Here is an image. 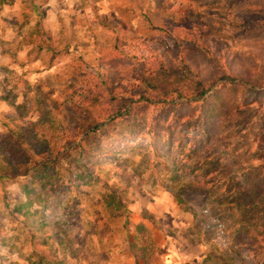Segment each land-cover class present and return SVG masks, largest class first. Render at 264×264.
<instances>
[{
  "label": "rangeland",
  "instance_id": "rangeland-1",
  "mask_svg": "<svg viewBox=\"0 0 264 264\" xmlns=\"http://www.w3.org/2000/svg\"><path fill=\"white\" fill-rule=\"evenodd\" d=\"M162 1L172 0H21L22 19L0 36V152L14 172L0 173V264H40V254L44 264H126L134 237L153 258L174 251L191 255L186 264H264V81L218 80L197 100L165 102L136 101L144 91L133 85L135 96L115 94L131 100L114 105L126 110L92 138L71 151L54 141L77 129L72 102L87 72L141 42L171 43L144 19L149 10L165 18ZM203 1L211 20L224 0ZM225 1L222 12L238 25L217 39L201 26L198 34L263 74L264 0ZM191 41L183 49L198 54ZM31 121L46 136L59 132L45 152L32 148L40 134L27 137ZM196 176L213 185L187 187ZM104 194L121 203L107 205Z\"/></svg>",
  "mask_w": 264,
  "mask_h": 264
},
{
  "label": "trees",
  "instance_id": "trees-1",
  "mask_svg": "<svg viewBox=\"0 0 264 264\" xmlns=\"http://www.w3.org/2000/svg\"><path fill=\"white\" fill-rule=\"evenodd\" d=\"M0 2L10 3L11 0H0ZM224 3L227 4L225 0L223 2L218 1L215 4L218 7L213 10L216 13V18L214 17L211 20H208V14L205 15L204 11L199 10L200 7L207 5L203 0L162 1L158 6V10L165 18H156L154 11L149 10L145 14V21L152 24L151 28L166 34L171 39V43L168 44L165 37L160 40L162 48L159 49L141 42V46L138 45L136 49L129 48L126 53L119 50L118 54L115 55L119 60L114 61L112 65L99 68L96 73L87 72V75L84 73V78L78 79V85L82 92L79 91L77 93L78 100L72 102V107L80 114L77 129L74 133L60 134L54 141L61 143L64 140L66 145L74 144L69 150L71 151L83 144L84 141L92 138L93 134L97 133V128L107 118L126 110V106L123 109L116 110L114 105L118 100H121L122 103L125 101V105L131 100L126 101L121 97L116 98L115 94L135 96L132 90L133 85L136 88L141 87L144 91V94L137 97L136 101L143 99L146 102H152V100L154 102L159 100L162 102L172 101L179 97L195 98L193 100H197L196 98L203 96L218 80H225L227 83L240 86L243 84L262 85L264 73H252L251 70L254 69L253 59L250 61L245 58L229 59L228 52L221 50L217 42L214 44L215 47L211 46V43L205 39L203 34H198L199 26H201L214 32V38L217 39L218 34L225 31L229 25L230 27L238 25H234L236 21H231L229 14L222 12ZM208 10L209 13L212 11ZM194 27L197 28V30H194L197 31L195 33L191 30ZM183 40H192L191 42L196 44V50L199 53L191 55L188 50H184ZM126 54L129 55V60H125L128 58ZM234 61L236 62L234 63ZM260 61V63H263L262 58ZM209 63H211V66H215L217 70L208 67ZM222 64H226L225 67ZM121 79L125 82L119 86L115 85L116 81ZM90 111L98 114L94 116L93 112ZM26 127L28 138L37 137L38 134L41 135V139L36 140V143L32 145V148L38 153L48 150L50 141L59 133L56 130L51 136H46L44 125L40 124L39 121L28 122ZM29 127L37 129L36 132L33 134ZM81 134L83 136L79 137ZM78 139L81 141L80 144L77 143ZM57 151H60V148ZM5 157L6 154L0 152V160L2 161L0 162V173H14L12 166L7 164ZM46 162L47 159L40 162L43 169L47 168ZM208 179V176H196L195 179L188 181L186 186L194 190H206V187L213 185V182ZM103 200L107 205L114 202L116 204L121 203L120 196L111 194H104ZM4 202L7 205L8 201L5 193ZM146 217L149 218L150 216ZM259 226L262 227L264 233V221ZM146 246L145 242L138 237H134L130 244V250L136 258L149 259L150 256ZM43 262V255L40 254L39 263L44 264Z\"/></svg>",
  "mask_w": 264,
  "mask_h": 264
},
{
  "label": "crops",
  "instance_id": "crops-1",
  "mask_svg": "<svg viewBox=\"0 0 264 264\" xmlns=\"http://www.w3.org/2000/svg\"><path fill=\"white\" fill-rule=\"evenodd\" d=\"M21 0H13L12 4L3 3L0 5V36L4 37V34H7L12 28V21L22 19L21 12ZM164 256H158L159 258H153L151 254H149V259L136 258L130 249L125 253L128 262L126 264H137L136 261L142 260H151L154 259L159 264H186V260L190 259L191 255H185L182 252H171V254L164 253ZM193 260L199 261V258H196L195 255H192ZM121 264V263H118Z\"/></svg>",
  "mask_w": 264,
  "mask_h": 264
}]
</instances>
